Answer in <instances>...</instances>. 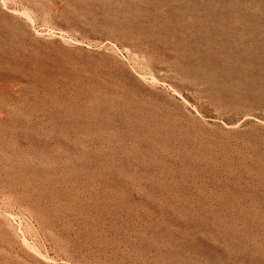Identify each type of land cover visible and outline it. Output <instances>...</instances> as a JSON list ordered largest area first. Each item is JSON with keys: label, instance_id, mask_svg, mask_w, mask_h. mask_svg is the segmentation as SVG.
<instances>
[{"label": "rangeland", "instance_id": "obj_1", "mask_svg": "<svg viewBox=\"0 0 264 264\" xmlns=\"http://www.w3.org/2000/svg\"><path fill=\"white\" fill-rule=\"evenodd\" d=\"M0 264H264V0H0Z\"/></svg>", "mask_w": 264, "mask_h": 264}]
</instances>
